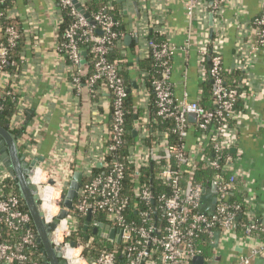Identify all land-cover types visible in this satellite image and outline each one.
I'll return each instance as SVG.
<instances>
[{
  "label": "built area",
  "instance_id": "obj_1",
  "mask_svg": "<svg viewBox=\"0 0 264 264\" xmlns=\"http://www.w3.org/2000/svg\"><path fill=\"white\" fill-rule=\"evenodd\" d=\"M226 1L213 0L211 5L209 0H186L188 18L191 22L200 23L202 27L203 16L214 13L219 18ZM58 2L61 12L65 7H72L75 17V21L62 34L60 27L64 23L63 15L58 26V51L69 64L72 91L81 95L85 86L92 99L108 94L111 107L107 137L99 139L97 146L92 141V161L81 171L83 181L74 209L52 231L53 244L61 249L60 254L67 264H74L76 261H83L85 264H192L196 257H204L205 261L221 257L223 244L230 238L238 241H261V236H264V222L259 223L249 209L244 214L246 222H242V208L229 201L231 192H239L236 160L231 153L236 144L235 129L239 116L235 112V104L244 96V92L240 93L239 89L247 88L248 84L242 80L237 89H228L220 77L223 64V29L217 30L215 25L214 40L210 41L203 36L199 49L198 64L201 66L202 75L204 73L202 82L207 80L205 77L209 73L207 60L212 63L209 74L214 78V99L217 106L215 111L205 109L200 105L199 98L192 99L187 92L182 96L176 95L171 79L177 49L168 41L159 44L149 39L145 57L155 58L160 63L162 72L157 78H153L150 72L142 77V94L137 101L141 116L137 118L134 128L138 134L133 136L135 141L127 147L126 154L122 155L121 149L130 137V132L125 128V102L129 91L118 71V64L109 60L110 47L122 45L121 37L117 33L119 24L110 13L111 4L93 16L92 25L74 8L71 0ZM14 7L15 5L11 9L0 11V35L6 37V42H0V89H10L11 95H16L11 85L14 74L7 72L5 65L9 51L16 45L20 35L13 26L6 25L1 20H14ZM253 25L257 37L253 49L259 52L264 50V15L256 18ZM189 48L190 43L187 45V49ZM84 53H87L86 57ZM87 57H90L89 63L92 65L90 73L86 65ZM84 76L88 77L85 85L82 84ZM152 103L155 104L157 119L173 122L171 131L153 129L150 108ZM16 105L15 116L23 110V103L17 98ZM1 111L0 104V113ZM191 115L195 116V121L190 120ZM14 119L13 117L11 121L12 128L15 127ZM230 120H234L235 124L231 125ZM97 122L95 120L93 124ZM194 131L199 134L192 138L190 133ZM171 133L178 137L177 145H171ZM91 137L93 138V133ZM205 147L212 150L214 158L205 155ZM97 164L102 166L98 168ZM61 165L51 170L33 167L30 172V180L37 188L43 220L47 225H51L63 210L64 195L76 172L71 165ZM200 165L205 169L222 171L212 181L218 186L213 215L201 209L203 192L207 187L192 178H185L186 174L192 175ZM3 166L5 167L4 164ZM148 168L153 170V177L161 186L157 196L152 185L146 182L141 173V170ZM6 169L0 178V224H5L14 231H21L24 227L27 229L22 232L17 244H11L2 240L0 227V264H29L28 250L35 247L37 233L31 229V215L20 209V196L11 186L13 177ZM96 169L99 171L95 172ZM131 169L133 171L129 174ZM128 175L132 188L127 194L124 185ZM51 181L55 183L52 185ZM165 186L169 187L168 192L164 191ZM133 203V209L138 215L137 221L128 220ZM90 211L93 218L97 213L102 214L105 217V222L102 223L106 233L116 229V236L113 241L101 237L98 243L108 241L112 248L103 249L98 256L87 259L84 256V241H72L71 238L80 232L81 219L86 218ZM240 228L244 231L242 236L238 235ZM216 232H220L217 249L213 247ZM201 235H206L211 240L214 248L212 259L206 258L196 244ZM118 238L120 243L116 242ZM95 242L94 237H88L87 245ZM261 251H264L262 243L251 248L253 255ZM239 264H250V259L248 256H241Z\"/></svg>",
  "mask_w": 264,
  "mask_h": 264
},
{
  "label": "crops",
  "instance_id": "obj_2",
  "mask_svg": "<svg viewBox=\"0 0 264 264\" xmlns=\"http://www.w3.org/2000/svg\"><path fill=\"white\" fill-rule=\"evenodd\" d=\"M58 1L17 0L15 3L14 14L21 21L25 42L21 71L11 81L17 99L23 103L22 113L14 116L13 123L16 128L26 127L18 147L23 146L28 167L34 163L36 169L51 170L63 164L81 172L92 161V141L97 146L99 139L107 137L111 107L108 94L92 99L87 90L81 95L72 91L69 64L58 51L62 15ZM91 1L79 0L83 7ZM120 1L108 2L111 7L117 4L121 9L126 36L118 49L128 63L124 77L130 79L136 102L142 94V77L149 72L145 55L152 34L177 49L171 79L176 95L187 92L192 99H201L206 81L202 82L204 73L198 64L199 49L202 37L209 39L210 14L203 16L201 30L200 23L189 20L186 0H137L139 14L136 0H124L125 7ZM263 12L264 0H227L220 17L215 16L216 29H223L224 66L243 71V80L248 84L243 88L245 109L238 116L236 144L231 153L238 171V193L246 194L248 209L259 223L264 222V50L253 49L257 41L253 21ZM127 36L131 38L128 42ZM95 120L99 123L93 124ZM99 165L96 167L100 168ZM4 169L0 161V178ZM93 222L91 237L96 236ZM260 243L264 244V239L254 242L230 238L223 244L219 264H239L241 256H248L250 264H264V251L251 254V248ZM42 249L43 246L40 254L44 262Z\"/></svg>",
  "mask_w": 264,
  "mask_h": 264
},
{
  "label": "trees",
  "instance_id": "obj_3",
  "mask_svg": "<svg viewBox=\"0 0 264 264\" xmlns=\"http://www.w3.org/2000/svg\"><path fill=\"white\" fill-rule=\"evenodd\" d=\"M109 0H93L90 3H88L87 5H85L83 8L86 12V14L89 16V18L92 20L93 16L95 14H97L98 12L102 11L103 9H105L109 2ZM17 2V0H3L0 2V11H3L5 9H11L15 3ZM120 6H118L117 4H115L111 10L110 13L111 15L114 17V19L118 22L119 26L117 27V33H119L122 43L125 39L126 36V29L124 27L123 24V19L120 15ZM62 15H63V19H64V23L61 25L60 27V33L62 34L64 32V30L75 21V17L72 14V7H65L62 11ZM264 15V12L260 15L262 16ZM4 24L6 25H11L15 28V30L18 32V34L20 35L19 39L17 40L16 45L11 48V50L9 51V56H8V60L7 63L5 65V70L9 73L12 74H18L21 71L22 65H23V56H22V51H23V46H24V42H25V34H24V30L21 24V21L17 18H15L14 20L11 21H5L4 19L1 20ZM161 37H159L158 35H151V39L154 40L155 42L162 44L164 43V39H160ZM0 42H6V37L3 35H0ZM210 47H212V45L210 44ZM87 68H88V72H92V65L89 63L90 62V57H87ZM109 60L112 62H116L118 64V71L119 73L123 76L124 80H125V85L129 91V96L125 102V128L130 132V137L128 138V141L125 143V145L123 146V148L121 149V154L125 155L126 151H127V147H129L134 141V137L132 135L133 133V129L135 128V122L137 120V118H139L141 116V111H139L137 109V102L136 99L133 95L132 92V87H131V82L130 79H126L124 77V71L125 68L128 67V63L125 61L126 59L122 58L120 53H119V49L117 46H113L110 47L109 49ZM145 63L149 66L148 70L151 74V76L153 78H157L161 75L162 72V67L160 65V63L153 57L147 59L145 61ZM212 68V63L211 61L208 59L207 60V70L210 73V70ZM208 73V78L206 80V82L204 83V85L202 86V98L200 99V105L203 106L205 109L209 110V111H215L217 109L216 106V102L214 99V90H215V85H214V78H212L210 76V74ZM220 77L224 82V85L226 88L228 89H237L238 86L240 85V83L242 82V80L245 77V74L243 73V71L241 70H231V69H226V67L224 66V58H223V64H222V70L220 72ZM88 81V77L84 76L82 78V84L85 85ZM149 83V82H148ZM151 90L152 87L150 86ZM83 89L85 90V86L83 87ZM240 93H243L245 89L241 88L239 89ZM9 91L11 92L10 89H0V104L2 106V111L0 113V126L5 128L6 130L10 131V133L13 135L14 139L17 141V143L19 144L20 140L24 137V135L26 134V127H13L11 126V121L13 119V117L17 114V105H16V98L17 95H11L9 94ZM244 101L242 100V98H239L235 104V112L237 114H240L242 112H244ZM151 118L153 119V129L156 130L157 128L159 129H164V130H172L174 127L173 122L171 121H160L159 119L156 118L155 116V112H156V108H155V104L152 103L151 106ZM159 121V122H158ZM158 122V123H157ZM230 124L234 125L235 121L234 120H230ZM160 126V127H159ZM192 138H195L198 136L199 132L194 131L192 133H190ZM188 141V140H187ZM186 141V142H187ZM179 142V139L176 135H173L171 133V137H170V143L172 146L177 145ZM188 144V143H187ZM23 146H19V150H20V157L22 162L24 163L25 167H28V162L26 161L24 155H23ZM204 153L206 156H209L211 158H214V154L212 153V150L208 147H205L204 149ZM231 154V153H230ZM184 169L185 167L182 166ZM99 171V169H96L95 172ZM133 169L129 170L128 173H132ZM142 175L145 177L146 182L149 185H152L153 190H154V194L157 196L159 194V191L161 190V186L156 182V179L153 177V170L151 168L148 169H143L141 170ZM222 173L221 170H216V169H205L203 168L201 165L198 166L197 169H195L190 175V174H186L185 178L186 179H190L192 178L194 181L203 184L204 187H208L209 185L212 184V181L214 180L215 176L217 174ZM227 176V175H226ZM183 182H185L183 180ZM11 186L13 187V189L15 190L16 194L20 196L18 187H17V182L16 179L13 178L12 181H10ZM184 184V183H183ZM132 188V183H131V178L127 177L126 181H125V185H124V191L125 193H129V189ZM164 191H169V187H164ZM246 196L245 195H241L239 194L237 191H233L230 193L229 195V201L231 204L233 205H240V207L242 208V212L241 215L243 216V221L242 222H246V217H245V212H247L248 210V206L246 201ZM20 209L22 211L28 212V208L26 207L24 201L21 199L20 196ZM134 204H132V208L128 213V220L129 221H137L138 215H137V211L134 208ZM29 213V212H28ZM94 218L96 221L99 222H105V217L100 214L97 213L94 215ZM86 221V218H82L81 222H82V228L83 225ZM0 227L2 229V240L7 241L11 244H17L22 236V232H24L27 227H24L21 231H14L13 229H10L9 227H7V225L5 224H0ZM31 229L36 233V229L33 225V222L31 223ZM218 229H220L218 227ZM244 234L243 229H239L238 230V235L242 236ZM87 235H91V232L89 231L87 234H84L82 232V229L80 230V232L76 235H74L71 240L72 241H76L77 239H81L82 241H84L85 243V250H84V256L87 259H92L93 257H96L99 255L100 251L103 249H111L112 248V244H110L108 241H103L102 244H99L98 241L101 240L98 236H94V238L96 239V242L93 245H87L88 242V238ZM262 239H264V236H261ZM197 246L203 251V255L208 258V259H212L213 258V254H214V248L212 247V243L211 240L206 236V235H201L197 241H196ZM40 248L41 246L38 245L36 243L35 247H32L28 250V253L30 255V263L29 264H44L43 259L41 257L40 254ZM121 260H123L121 258ZM124 261V260H123Z\"/></svg>",
  "mask_w": 264,
  "mask_h": 264
},
{
  "label": "water",
  "instance_id": "obj_4",
  "mask_svg": "<svg viewBox=\"0 0 264 264\" xmlns=\"http://www.w3.org/2000/svg\"><path fill=\"white\" fill-rule=\"evenodd\" d=\"M210 4H213V0H209ZM74 8L92 25L94 22L89 18L86 14L82 4L79 0H71ZM124 4V0L120 1ZM136 11L139 14L138 9V1H135ZM126 14V8H125ZM214 30H215V16L214 13H210L209 17V39L210 41L214 40ZM101 34V32H99ZM130 36H127V42L130 41ZM87 53H84V57H86ZM137 85L135 84V88ZM191 121H195V116L191 115ZM138 131L136 129L133 130L132 135L136 137ZM0 161L5 165L9 173L13 178L16 179L17 187L21 196V199L24 201L26 207L28 208V212L32 217L33 225L36 229V241L37 244L43 246L42 252L45 253L44 262L45 264H67V262L62 258L60 254L61 249L56 248L53 244V236L52 231L55 230L60 221L66 219L68 217L69 211L74 209L75 201L78 197V192L80 190L82 181H83V173L75 172L73 175V179L71 184L64 195L63 202V210L60 215L55 219V221L51 225H47L43 220L42 206L39 202V198L37 195V188L32 184L30 180V172L34 167V163L31 167H25L24 163L20 157V151L18 147L17 141L14 139L13 135L10 131L0 126ZM102 165H99L101 167ZM217 190L218 186L216 183H212L207 188L204 189L202 196V204L201 209L203 212H206L209 215H213L216 210L217 204ZM154 203V201H153ZM239 219V218H238ZM93 222V214L90 211L86 216V221L83 225L82 232L87 234L90 231L91 223ZM93 234L98 237H103L105 239H109L113 241L116 236V229H111L109 234L106 233V228L104 223L99 221L93 222ZM89 236L87 235V238ZM219 239L220 232H216L215 234V244L214 248L219 247ZM117 243H120V238L116 240ZM74 245V244H73ZM221 257L217 256L212 261H205L204 257H196L193 259L192 264H219L221 261Z\"/></svg>",
  "mask_w": 264,
  "mask_h": 264
}]
</instances>
